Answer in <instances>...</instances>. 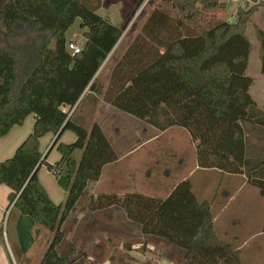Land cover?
I'll use <instances>...</instances> for the list:
<instances>
[{
	"label": "trees",
	"instance_id": "1",
	"mask_svg": "<svg viewBox=\"0 0 264 264\" xmlns=\"http://www.w3.org/2000/svg\"><path fill=\"white\" fill-rule=\"evenodd\" d=\"M143 1L135 0L129 19L117 26L97 12L102 0H0V137L35 115L33 131L0 161V185L11 189L13 210L34 219L36 237L44 229L52 234L39 264H84L88 259L81 246L66 241L63 225L103 163L113 158L105 136L89 129L77 109L71 113L91 95L84 94L86 89L157 129L185 127L197 142L202 168L245 174L264 196V154L249 155L246 134L248 122L264 130V108L250 93L255 78L247 74L254 49L247 35L250 24L264 73V30L253 22L261 4L240 6L230 21L215 18L226 9L221 0H161L104 90L94 77ZM77 18L87 27L86 41L79 53H72L66 31ZM21 28L31 36L22 38L26 30ZM62 128L77 139L63 143L59 136L55 145L61 159L53 164L42 160L41 137ZM40 163L65 191L62 203H55L40 181ZM110 206L122 209L143 237L178 247L187 264H244L241 250L216 234L210 203L198 199L189 179L166 197L100 193L88 201L91 211Z\"/></svg>",
	"mask_w": 264,
	"mask_h": 264
},
{
	"label": "crops",
	"instance_id": "2",
	"mask_svg": "<svg viewBox=\"0 0 264 264\" xmlns=\"http://www.w3.org/2000/svg\"><path fill=\"white\" fill-rule=\"evenodd\" d=\"M102 1L103 4L97 12L103 16H110L114 20L109 11L104 10L113 3L119 8L120 15L116 17V21L112 22L121 26L123 22L129 19L135 0ZM221 1L226 3L228 14H231L232 19H234L238 7L242 6L246 0ZM142 5L135 13L136 16L143 11ZM111 8L113 7L107 9ZM262 9L264 7L258 10L257 15ZM257 15L254 16L255 22L264 30V18L260 17L258 20ZM133 18L94 77L99 78L98 80L103 86L100 87L104 90L110 85L113 70L120 62L123 51L131 45L146 21L145 18L140 27L133 28L135 24V21L131 24ZM232 19L229 20L232 21ZM71 41H75L83 47L86 38L84 36L82 41L79 39H72ZM253 45L255 48L254 43ZM256 81L257 78L250 88V93L257 105L264 108V91L261 94L255 93ZM86 93L91 95L87 96L79 107H77L78 104L74 106L71 112L77 109V116L87 121L89 129H97L100 137L105 136H103V140L109 144L113 158L111 161L103 163L100 172H98V177L89 183L87 194L83 199L85 205L87 202V214L91 211L88 208V201L92 196L96 197L100 193H128L130 191L125 190L135 186L138 183L137 180H139L138 185H142L152 193L147 195L166 197L180 181L189 179L198 199L210 203L214 229L220 239L231 242L236 250H241L244 264H264V196L259 193L256 186L247 181L245 174L227 173L217 168H202L198 162L197 142L193 140L185 127L173 126L166 130L157 129L144 120L117 109L106 102L102 95L88 89L84 94ZM34 123L35 115L31 113L23 125L14 126L7 135L0 137V161L15 153L18 146L33 131ZM246 127L249 155L254 157L263 155L264 130L250 122L246 123ZM61 133L62 131L59 134L49 132L41 137L42 160L53 164L61 159L62 154L55 145L59 136H61L59 142L63 143H72L77 139V135L71 130ZM162 138L170 140L171 145L167 147L165 144V159L162 164H154V162L152 163L154 161V143ZM180 138L181 151L180 153L177 152L179 154L172 151L175 154L173 156L170 153L171 149ZM187 143L190 145L191 153V162L188 165V160L185 158ZM148 146L150 148L145 149ZM80 154V151L75 152V156L79 157ZM180 155L181 164H178L177 160L174 159L171 161L170 157L177 159ZM180 171L181 175H179ZM210 175L217 177L216 179L219 181L214 182L207 179ZM38 176L53 201L57 204L62 203L66 193L58 184L53 172L48 170L44 163L38 165ZM10 192L11 189L7 185H0V264H39L48 248L52 234L42 230L40 234H45V241L40 242V235L36 237L34 234V219L30 215L19 214L13 210V204L9 200ZM112 207L119 209L117 206H110L98 212L101 214L105 211H112L110 210ZM74 213L75 211L71 212L63 225L66 236L67 234L73 236L77 228H80L77 225L79 220L74 216ZM112 216L113 218L109 222H113L116 227V224H120V218L117 215ZM222 217L225 218L226 222L217 229L216 224ZM181 264H187V261H181Z\"/></svg>",
	"mask_w": 264,
	"mask_h": 264
},
{
	"label": "rangeland",
	"instance_id": "3",
	"mask_svg": "<svg viewBox=\"0 0 264 264\" xmlns=\"http://www.w3.org/2000/svg\"><path fill=\"white\" fill-rule=\"evenodd\" d=\"M124 0H119L117 2H123ZM161 0H149L144 7H142L143 11L139 13L138 16L135 15L131 24L135 21L133 28L140 27L142 23L145 21L147 15L151 12V10L160 5ZM145 2V0H144ZM143 2V3H144ZM262 2V3H261ZM142 3V4H143ZM256 3H260V7H264V2L262 0H246L242 5L243 7H248L254 5ZM141 4V5H142ZM143 6V5H142ZM113 7L111 9H107ZM239 8V7H238ZM104 10H108L109 14L114 17L110 19L111 21H116V17L120 15L119 8L112 5L106 7ZM264 9H262L263 11ZM260 12L257 15L258 20L260 17L264 18L263 12ZM258 12V11H257ZM216 19H232L233 16L228 14L227 5L225 10H219L215 14ZM233 20H236V15ZM254 24H256L255 19H253ZM82 20L81 18H77L73 25L69 27L66 31L67 42L72 39L83 40L84 35L83 32L87 30V27L81 26ZM130 24V25H131ZM129 25V26H130ZM258 25V24H256ZM137 27V28H138ZM24 29V28H21ZM142 29V28H141ZM1 30V29H0ZM26 30V29H24ZM22 38L30 37L28 31H24ZM247 35L249 39L255 44V48L252 51L250 62L248 65V74L252 75V77L257 78L256 85L254 88L255 93L261 94L264 91V73L261 72V59L259 53V42L256 38L255 28L253 24L249 25L247 29ZM187 48L190 46L186 44ZM126 51V49L123 51ZM165 144L167 147H170L171 141L162 138L160 140L155 141L154 143V164L161 163L165 159ZM153 146V145H150ZM148 146L145 149H149ZM190 145L186 144V159L188 160V164L191 162V153H190ZM161 149V150H160ZM172 151H176V154H179L181 151V138L180 140L174 144L171 149V155L175 156ZM179 152V153H177ZM171 161L177 160L178 164L181 160V155L178 158L170 157ZM181 164V163H180ZM181 170V169H180ZM181 175V171L180 174ZM217 177L210 175L207 179L212 181H219L216 179ZM138 183L135 184V188L130 187L125 191H138L141 193L152 194L146 188ZM133 188V189H132ZM121 192H123L121 190ZM89 196V194H88ZM85 197H82L81 201L76 206L74 210V216H76L79 223H77L80 228H77L75 233L72 235L66 236V241L75 243L78 247L81 246L83 250L87 253V261L84 264H181V261H184V255L178 247L168 243L162 238L159 237H149L145 238L141 235L139 229L134 226L125 216L124 211L122 209L113 208L110 209L112 211L104 212L99 214L98 211H90L87 214V202L86 205L83 201ZM88 198V197H86ZM105 214V215H102ZM119 216L120 224L116 227L113 225V222L110 223L109 220L113 218V216ZM111 215V216H110ZM226 222L225 218L222 217L217 222V229L222 224ZM35 225V224H34ZM6 230V223H5ZM44 232H49L47 229H44ZM52 237V235H51ZM45 241V234H40V242ZM130 246V248H128Z\"/></svg>",
	"mask_w": 264,
	"mask_h": 264
},
{
	"label": "built area",
	"instance_id": "4",
	"mask_svg": "<svg viewBox=\"0 0 264 264\" xmlns=\"http://www.w3.org/2000/svg\"><path fill=\"white\" fill-rule=\"evenodd\" d=\"M149 0H145V2L143 3V6L148 2ZM68 48L72 53H79L82 50V46L74 41L68 42ZM72 113V112H71Z\"/></svg>",
	"mask_w": 264,
	"mask_h": 264
},
{
	"label": "water",
	"instance_id": "5",
	"mask_svg": "<svg viewBox=\"0 0 264 264\" xmlns=\"http://www.w3.org/2000/svg\"><path fill=\"white\" fill-rule=\"evenodd\" d=\"M63 130V128L58 132V134Z\"/></svg>",
	"mask_w": 264,
	"mask_h": 264
}]
</instances>
